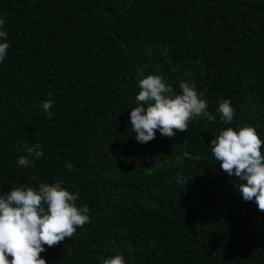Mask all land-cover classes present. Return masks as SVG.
Masks as SVG:
<instances>
[{"label": "trees", "instance_id": "obj_1", "mask_svg": "<svg viewBox=\"0 0 264 264\" xmlns=\"http://www.w3.org/2000/svg\"><path fill=\"white\" fill-rule=\"evenodd\" d=\"M0 16V195L61 181L89 208L46 264H264V211L208 146L227 126L264 140V0H0ZM148 74L194 85L215 119L138 143L129 113ZM37 142L43 155L18 167Z\"/></svg>", "mask_w": 264, "mask_h": 264}, {"label": "clouds", "instance_id": "obj_2", "mask_svg": "<svg viewBox=\"0 0 264 264\" xmlns=\"http://www.w3.org/2000/svg\"><path fill=\"white\" fill-rule=\"evenodd\" d=\"M5 19L0 16V63L4 62L10 47L4 30ZM138 85L136 106L129 113L130 129L138 143L153 140L157 131L161 136L171 138L176 131L188 130V121L200 116L215 119L207 110L203 94L194 85L180 82V91L176 93L157 74L146 75ZM52 104V100L41 104L49 118L53 115L49 111ZM215 111L224 125L232 123L235 110L230 100L219 101ZM262 145L264 140L250 125H239L235 129L227 126L208 144L220 168L238 178L242 198L254 201L260 211H264ZM22 147L25 155L17 158L18 167L27 168L43 155L38 142ZM72 167L70 162L65 163L69 172ZM177 179H180L179 175ZM77 198L78 194L63 187L61 181L43 182L37 187H13L0 195V264H46L40 255L45 246L52 247L72 237L77 227L89 222V208L86 205L77 207ZM101 264H126V260L123 254H116L103 258Z\"/></svg>", "mask_w": 264, "mask_h": 264}]
</instances>
